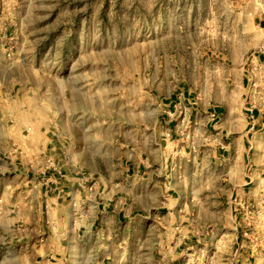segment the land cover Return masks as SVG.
Instances as JSON below:
<instances>
[{"label":"rangeland","instance_id":"rangeland-1","mask_svg":"<svg viewBox=\"0 0 264 264\" xmlns=\"http://www.w3.org/2000/svg\"><path fill=\"white\" fill-rule=\"evenodd\" d=\"M36 216L56 264H264V0H0V264Z\"/></svg>","mask_w":264,"mask_h":264},{"label":"crops","instance_id":"crops-1","mask_svg":"<svg viewBox=\"0 0 264 264\" xmlns=\"http://www.w3.org/2000/svg\"><path fill=\"white\" fill-rule=\"evenodd\" d=\"M72 166L74 169L76 168V165H73V163ZM140 167L141 163L138 161L137 169ZM77 193L78 192H73L71 196V199L76 202L78 197ZM52 202H54L53 198L47 197L45 205L48 207L49 215L58 212V207ZM49 207L51 210H49ZM96 208L99 210V207ZM38 220L39 218L36 216L33 218V222H36L35 225L29 226L31 241H26L24 244L27 250L25 258L22 256L20 259L16 260L20 261V263L24 260H28L31 264H56L58 261L65 258L68 251L67 246L70 245L69 239H75L74 236L71 235V233L68 234V232L78 229L80 225H38ZM62 245H65V248H63ZM62 249H64V252H62Z\"/></svg>","mask_w":264,"mask_h":264}]
</instances>
